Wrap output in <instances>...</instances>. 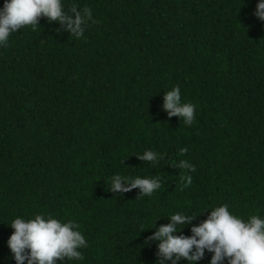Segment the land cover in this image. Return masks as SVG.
<instances>
[{
  "label": "trees",
  "instance_id": "trees-1",
  "mask_svg": "<svg viewBox=\"0 0 264 264\" xmlns=\"http://www.w3.org/2000/svg\"><path fill=\"white\" fill-rule=\"evenodd\" d=\"M257 2L62 0L73 18L74 6L91 10L82 37L43 16L35 30L10 35L0 46V264H16L7 223L17 216L79 225L84 260L58 264H155L158 242L145 240L175 212L194 215L176 233L189 236L221 204L244 219L264 217ZM175 86L195 105L191 125L163 107ZM146 150L159 155L142 160ZM117 173L159 176L161 187L151 196L112 191Z\"/></svg>",
  "mask_w": 264,
  "mask_h": 264
},
{
  "label": "clouds",
  "instance_id": "clouds-1",
  "mask_svg": "<svg viewBox=\"0 0 264 264\" xmlns=\"http://www.w3.org/2000/svg\"><path fill=\"white\" fill-rule=\"evenodd\" d=\"M72 11L76 12L75 18L65 12L62 0H4L0 7V46L6 45L10 35L22 27L32 26L35 30L42 16L49 21L66 23L67 30L80 38L85 31L82 25L92 19V13L87 7L81 12L74 6ZM255 15L264 21V0H258ZM181 95L179 86L171 88L165 94L163 107L169 116L179 115L186 125H191L195 119V105L183 101ZM158 155L153 150H146L140 158L152 161ZM178 166L195 171V167L187 161L181 160ZM109 179L110 190L121 193L139 187L141 196H151L161 187L159 176L128 177L117 173ZM181 180L185 187L192 183L191 175L182 174ZM208 209L211 211L207 219L193 225L190 236L176 233L191 224L194 215L184 212L169 215L170 223L161 225L145 240V245L158 242L155 264H168L169 261L178 264L181 259L187 264H197L206 251L212 253L210 264H222L225 260L227 264H264V217L254 214L244 219L230 211L228 204ZM7 224L14 230L7 244L16 264H58L65 259L84 260L82 249L88 244L74 220L64 221L51 214H36L29 218L17 216Z\"/></svg>",
  "mask_w": 264,
  "mask_h": 264
}]
</instances>
